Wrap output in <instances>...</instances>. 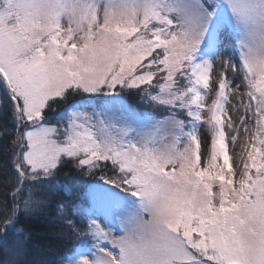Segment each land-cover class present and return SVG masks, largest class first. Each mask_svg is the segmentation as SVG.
<instances>
[{
  "label": "snow or ice",
  "instance_id": "6c2138e0",
  "mask_svg": "<svg viewBox=\"0 0 264 264\" xmlns=\"http://www.w3.org/2000/svg\"><path fill=\"white\" fill-rule=\"evenodd\" d=\"M0 264H264V0H0Z\"/></svg>",
  "mask_w": 264,
  "mask_h": 264
},
{
  "label": "rangeland",
  "instance_id": "374dc122",
  "mask_svg": "<svg viewBox=\"0 0 264 264\" xmlns=\"http://www.w3.org/2000/svg\"><path fill=\"white\" fill-rule=\"evenodd\" d=\"M230 150H231V145H230Z\"/></svg>",
  "mask_w": 264,
  "mask_h": 264
}]
</instances>
